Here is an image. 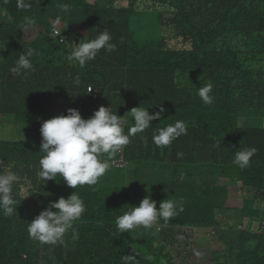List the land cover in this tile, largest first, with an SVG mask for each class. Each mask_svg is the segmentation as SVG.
Here are the masks:
<instances>
[{
    "label": "trees",
    "instance_id": "trees-1",
    "mask_svg": "<svg viewBox=\"0 0 264 264\" xmlns=\"http://www.w3.org/2000/svg\"><path fill=\"white\" fill-rule=\"evenodd\" d=\"M26 2L28 11L18 9L17 0H0L7 11L0 22V124L13 121L35 133L33 141L0 140V160L20 177L14 185L17 213H0V264H123L124 255H135L136 264H264V208L254 203L264 207V0ZM60 3L71 12H61ZM141 3L162 8L164 36L158 40L135 38L132 18ZM26 15L33 25L24 23ZM105 28L115 51L102 49L83 68L66 59L73 42ZM29 47L39 52L31 58L35 71L14 76L10 68ZM69 74L79 75L81 84ZM208 82L215 100L204 105L196 92ZM158 103L166 109L161 119L131 138L98 184L76 189L86 205L74 224L79 238L73 240L69 230L62 245L30 239L28 223L50 201L75 191L59 176L39 178L43 121L36 117L46 120L75 108L87 119L101 105L111 106L127 119V132L128 111L141 104L154 113ZM176 120L187 123V135L157 147L152 131ZM239 147L257 149L244 169L232 163ZM119 159L126 164L114 165ZM235 181L253 190L254 200L238 197ZM149 194L157 207L166 198L182 199L184 211L152 229L119 234L116 217ZM249 218L261 221L259 230L245 225ZM196 228L214 232L195 240Z\"/></svg>",
    "mask_w": 264,
    "mask_h": 264
},
{
    "label": "clouds",
    "instance_id": "clouds-1",
    "mask_svg": "<svg viewBox=\"0 0 264 264\" xmlns=\"http://www.w3.org/2000/svg\"><path fill=\"white\" fill-rule=\"evenodd\" d=\"M30 7V3L26 0H17L18 9L28 11ZM57 7L61 12H71L67 3H60ZM0 14L6 16L7 11L0 9ZM23 19L28 26L35 23L31 16L26 15ZM112 39L111 33L106 28L97 30L94 38L84 37L78 44L73 42L66 59L74 66L78 65L83 68L87 62L94 60L102 49L106 53L115 51L117 45L112 42ZM59 42H63L62 38ZM34 55H39V52L31 47L22 51L15 60L14 66L10 68V72L14 76H26L35 71L31 62ZM69 78L76 86L81 84L79 75L72 77L69 74ZM196 94L204 105L214 103L212 83H203L197 88ZM149 108L142 107L140 104L127 112L132 121L127 132L124 130L127 119L124 115L121 116L113 111L111 106L101 105L87 119L81 116L78 109L69 108L66 115H56L43 120L40 126L42 141L39 150L41 156L38 161V176L45 181L56 180L59 176L64 179L68 187L75 191L66 198L61 196L55 201H50L28 223L27 232L30 239L40 244L62 245L65 242V234L69 230H72L73 240L79 238L74 224L81 220L86 211V205L76 189L85 185L98 184L100 178L109 171L110 162L131 143V138L152 128L151 121L160 120L166 111L163 104H160V110L154 113H150ZM261 126L264 127V123ZM187 132V123L183 120H176L155 128L152 131V142L159 148H165L182 135H187ZM140 138L147 143L146 136L141 135ZM256 152L255 147H239L234 151L232 163L241 169L247 168ZM177 155L182 156L183 154L178 153ZM11 169L12 165L5 167L4 161L0 160V213L5 217H12L17 213L18 202L17 194L14 193V185L19 183L20 177ZM183 211L182 199L166 198L160 201L157 207V201L153 200L149 194L138 205H131L118 215L115 225L119 234L141 228L149 230L161 219L168 222ZM122 260L123 264H136L135 255H124Z\"/></svg>",
    "mask_w": 264,
    "mask_h": 264
},
{
    "label": "rangeland",
    "instance_id": "rangeland-1",
    "mask_svg": "<svg viewBox=\"0 0 264 264\" xmlns=\"http://www.w3.org/2000/svg\"><path fill=\"white\" fill-rule=\"evenodd\" d=\"M116 4L126 5L127 0H117ZM162 8L144 5L141 3L135 8L132 18V27L135 38L138 42L158 40L164 36L160 21V12ZM5 15L0 16V22L5 21ZM68 44L72 43L73 34L67 36ZM36 120L43 121L42 118L36 117ZM257 120V119H256ZM250 121V120H249ZM247 122V121H246ZM252 125H260V121H250ZM35 139L34 128L32 126L18 125L13 121H4L0 124V140L4 141H33ZM114 169H112L113 172ZM134 179V175H131ZM259 227V224H258ZM211 237V236H210ZM195 240L199 238L195 233ZM209 238V237H207ZM206 239V238H205Z\"/></svg>",
    "mask_w": 264,
    "mask_h": 264
},
{
    "label": "crops",
    "instance_id": "crops-1",
    "mask_svg": "<svg viewBox=\"0 0 264 264\" xmlns=\"http://www.w3.org/2000/svg\"><path fill=\"white\" fill-rule=\"evenodd\" d=\"M220 183V182H219ZM236 185L233 184V188L236 190L235 194L237 193V196L242 198V199H248L249 200H254L253 196H254V191L250 190L246 187H244L241 183L236 182ZM234 195V193H233ZM243 200V201H244ZM255 203V208L256 209H263V203H261L260 200H254ZM259 224V227H258ZM245 225L251 229H253L254 231H257L260 229L261 227V221H257V220H253V219H245ZM213 230L212 228H196V233L198 234L199 238L198 239H205L207 237H209L212 234Z\"/></svg>",
    "mask_w": 264,
    "mask_h": 264
},
{
    "label": "built area",
    "instance_id": "built-area-1",
    "mask_svg": "<svg viewBox=\"0 0 264 264\" xmlns=\"http://www.w3.org/2000/svg\"><path fill=\"white\" fill-rule=\"evenodd\" d=\"M55 35H56V36H59V35H61V32H60L59 30H56V31H55ZM61 38H62L63 42H65V38L62 37V36H61ZM63 38H64V39H63ZM113 164L116 165V166H123V165L126 164V162H125L124 159H119V160H114ZM213 232H214V231H213ZM213 232H212V233H213Z\"/></svg>",
    "mask_w": 264,
    "mask_h": 264
}]
</instances>
